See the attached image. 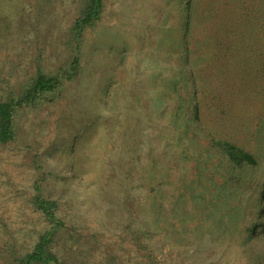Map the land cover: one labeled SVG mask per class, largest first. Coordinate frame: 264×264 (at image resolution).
Here are the masks:
<instances>
[{
  "label": "rangeland",
  "instance_id": "1",
  "mask_svg": "<svg viewBox=\"0 0 264 264\" xmlns=\"http://www.w3.org/2000/svg\"><path fill=\"white\" fill-rule=\"evenodd\" d=\"M183 1L104 0L60 97L16 108L15 138L0 143V264L32 252L50 229L33 204L37 185L65 225L52 244L62 264H264V235L248 238L254 216L243 198H213L232 188L211 147L230 137L261 152L247 178L264 190V36L241 50L203 29L206 53H190L197 79L184 80ZM79 4L0 0V100L18 97L39 68L69 65ZM229 43L237 53L216 57ZM210 200L223 212H208Z\"/></svg>",
  "mask_w": 264,
  "mask_h": 264
},
{
  "label": "trees",
  "instance_id": "2",
  "mask_svg": "<svg viewBox=\"0 0 264 264\" xmlns=\"http://www.w3.org/2000/svg\"><path fill=\"white\" fill-rule=\"evenodd\" d=\"M183 2L186 23L179 43L183 53L182 59L184 63L182 74L180 75L184 80L187 78L193 82V80L196 81L197 79L195 76L198 73H194L193 66L199 61H190V53L192 52L195 57L202 56L206 53L205 48L202 47L203 42L201 37L197 36L201 31L204 33L203 29L207 32L203 36L205 38L210 36L211 43L217 41L221 43L225 37L229 38L230 35L232 37H230L229 41L233 44L240 43L241 50L248 43L249 38L250 41H258L264 36V0H185ZM79 5L80 11L69 30L67 41V46L75 52L69 65H64L61 67L60 72L55 74L46 73L39 68L34 77L23 87L18 97L0 100L1 144H8L15 138L14 118L16 108L23 105L39 106L56 100L62 93L64 82L73 79L78 74L80 62L77 52L81 48V42L85 32L101 20L104 10V0H80ZM224 27H227V30ZM229 28L235 30L228 31ZM232 38L239 40L234 41ZM231 43L223 47L219 46V49L216 51V57L237 53V50ZM216 69L217 74L220 75L222 73V66L217 65ZM262 76L264 78V72ZM195 81L192 85V91L189 93V101L193 109L192 115L194 120L200 125V107L198 102L200 101L199 93L202 91H198V85ZM205 86L207 87V85ZM213 94L215 99L220 100L219 93L217 94L213 91ZM262 143L258 142V145ZM211 147L216 149L224 159L229 176L228 183L232 188L220 187V192L217 191L213 198H217L220 201L224 194H230V192H233L236 196H241L243 199L239 197L238 203L243 206L245 211L248 209L251 210L254 216L248 225V238L253 239L257 236H263L264 190L252 178H247L249 171H253L260 166L261 152L260 155H257L254 151L247 150L230 137H212ZM36 190L37 193L34 197L33 204L37 210L43 213L46 221L50 225V229L40 237L32 252L26 255L14 256L11 264H62L59 262L56 253L52 250V244L58 232L65 225L57 216V203L47 199L43 195L40 186L37 185ZM211 202L212 200H210L209 204L211 206L207 209L208 212L216 209L220 214L222 210L219 209L218 202L213 201L212 204ZM180 218H183V216H180ZM215 219L217 220V217Z\"/></svg>",
  "mask_w": 264,
  "mask_h": 264
}]
</instances>
